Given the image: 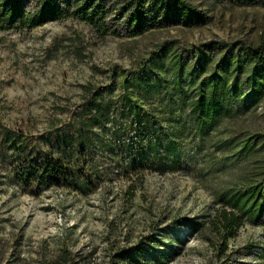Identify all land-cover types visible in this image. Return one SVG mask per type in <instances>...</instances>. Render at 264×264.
<instances>
[{"label": "rangeland", "instance_id": "374dc122", "mask_svg": "<svg viewBox=\"0 0 264 264\" xmlns=\"http://www.w3.org/2000/svg\"><path fill=\"white\" fill-rule=\"evenodd\" d=\"M191 2L210 17L207 24L128 37L119 23L117 34L101 37L70 18L0 31V129L47 146L43 135L57 141L75 108L99 88L112 105L95 133L113 136L116 123L128 121V103L157 117L149 141L140 142L149 165L125 170L122 156L116 163L98 157L101 175L87 194L50 187L32 195L13 173L22 154L0 133V264H129L117 254L138 243L148 244L142 259L149 264L159 251L168 254L167 264H264V212L252 205L255 196L264 198V88L247 81L243 55L227 68L224 84L211 79L225 50L207 51L204 68L189 74L198 58L193 46L264 42V6ZM235 77L239 90L229 92ZM212 85L230 114L200 134L190 102ZM135 135L128 129L117 144ZM172 161L180 169H162ZM222 210L245 217L224 249L213 228Z\"/></svg>", "mask_w": 264, "mask_h": 264}, {"label": "trees", "instance_id": "16d2710c", "mask_svg": "<svg viewBox=\"0 0 264 264\" xmlns=\"http://www.w3.org/2000/svg\"><path fill=\"white\" fill-rule=\"evenodd\" d=\"M117 1L119 7L114 6ZM228 2L237 6H264V0ZM70 18L90 25L101 37L109 33L117 34L116 26L119 23H122L128 37H135L151 29L165 26L184 25L192 28L203 26L210 21V17L193 5L191 0H65L63 4H58L55 0H38L37 5L32 8L27 5V0H0V31L13 29L31 31L48 22ZM110 20L114 24L108 27ZM236 48L238 50L235 53ZM192 50L198 54V58L189 74L193 75L196 70L201 71L204 68V58L209 56L206 55L207 51L225 50L221 63L212 68L211 79L217 78L224 84L227 68L233 61L239 62V55H243L250 63L246 68L247 81L253 86L256 84L258 90L264 88V79H261L264 76V42L252 45L211 41L193 46ZM175 61L177 71L181 74L182 66L177 64L176 59ZM238 83L235 77L229 92H237ZM99 89L93 91L75 108L72 125L69 124L70 127L62 131L63 134L58 136L57 141H53L47 133L43 135L42 141L47 146H42L38 140L30 139L22 133L0 129V133L10 146L22 154L20 163L15 166L13 173L16 181L32 195H38L50 187H63L87 194L101 175L97 164L98 157L109 158L116 163L117 158L122 156L128 161L125 163V170L127 168L136 170L149 165V161L140 156L142 149L140 142L149 141L152 136L150 123L157 117L137 105L128 103L127 113L130 114L128 121L125 124L116 123V130L112 132L114 137L108 139L103 134L95 133L96 126L106 123L112 105L111 101H104ZM190 114L196 131L207 134L219 119L229 115L230 111L223 103V94L217 90L216 85H212L210 88L201 87L197 90L190 102ZM128 129L135 131L136 138L129 143L120 142L118 145ZM164 167L171 172L180 169L178 161L170 162L167 167L163 165L162 169ZM252 195L254 193L250 194ZM252 205L257 207V213L264 212V198L258 201L255 196ZM244 219L242 214L234 211L220 212L219 223H213V228L223 239V249L226 248L227 239L237 234ZM146 238L148 241L154 239L151 236ZM147 245L138 243L118 253L117 256L129 264H149L142 259ZM154 260V264H167L169 256L166 252L159 251Z\"/></svg>", "mask_w": 264, "mask_h": 264}]
</instances>
